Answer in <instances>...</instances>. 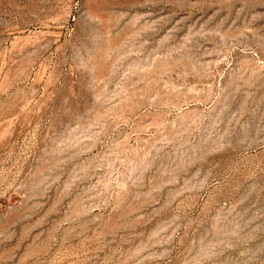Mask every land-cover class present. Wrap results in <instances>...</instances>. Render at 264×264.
Listing matches in <instances>:
<instances>
[{
  "label": "rangeland",
  "instance_id": "1",
  "mask_svg": "<svg viewBox=\"0 0 264 264\" xmlns=\"http://www.w3.org/2000/svg\"><path fill=\"white\" fill-rule=\"evenodd\" d=\"M0 264H264V0H0Z\"/></svg>",
  "mask_w": 264,
  "mask_h": 264
}]
</instances>
